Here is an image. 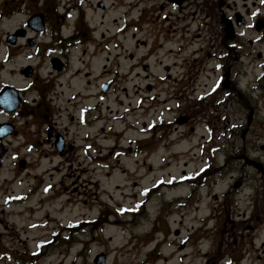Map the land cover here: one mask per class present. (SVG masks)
Masks as SVG:
<instances>
[{"label":"flooded vegetation","instance_id":"1","mask_svg":"<svg viewBox=\"0 0 264 264\" xmlns=\"http://www.w3.org/2000/svg\"><path fill=\"white\" fill-rule=\"evenodd\" d=\"M122 159L141 188L142 264L167 261L165 246H195L196 264L264 263V0H0V263L101 225L88 201L57 203L130 174ZM32 197L41 221L19 228L10 209ZM69 207L86 214L60 221Z\"/></svg>","mask_w":264,"mask_h":264},{"label":"rangeland","instance_id":"2","mask_svg":"<svg viewBox=\"0 0 264 264\" xmlns=\"http://www.w3.org/2000/svg\"><path fill=\"white\" fill-rule=\"evenodd\" d=\"M158 72L161 71L159 70ZM235 146L238 147V145ZM256 147L258 148L259 145H256ZM177 150H179V148ZM122 161L131 167L128 168L131 171L130 174H122L120 171L116 170L111 173L110 177L101 178V192L96 193L91 189L87 193L84 192L81 197L76 194L74 197L69 195L68 197L60 198L57 203L59 210H61L63 207L62 201L70 200V198L75 201L78 199L86 200L91 203V205L98 207L99 211L103 209V211L106 212V215H104V218L101 220V225L92 224L89 228L84 229L83 233L82 231L75 232L74 240L65 244L61 243L58 247L52 248L50 253L44 256V258H33L31 264H96V258L100 254L105 255L107 264L143 263L148 248L139 251L136 250L137 242L133 238L134 229L131 224V221L133 220L132 216L129 215V210H134L136 206L133 199V193L138 192L141 188L136 191H133L132 189L136 179L132 176L135 161L133 159L131 161L122 159ZM155 165L159 166L157 164ZM156 174L159 176L161 172H157ZM247 174L249 176L247 177L246 189L243 192V196L245 198L252 196V199H255L256 188L260 185L258 184V176L250 170H247ZM150 180V178L143 179L141 182L142 187L148 186ZM117 186L120 188L117 189ZM4 190L6 194L8 191H12L8 188H5ZM2 196L3 194L0 193V205L2 204ZM96 197L99 201H95L97 199ZM37 200L38 197L28 198L24 205L11 207L12 209H10V212H19L20 214L19 218H12L11 221H16L19 228H27L33 224V222L41 221L39 220L40 215L35 213ZM99 202L102 204H98ZM252 204L253 202L250 206H252ZM103 205H106V207H103ZM98 210L95 208L91 212L90 215L92 216V219L98 216ZM84 214H86V209L83 210L79 207H69L66 208L62 214L58 215V219L60 221L63 219L64 222L78 220L82 215L84 216ZM111 222L114 224H110ZM66 224L67 223H65V227H68ZM141 225H145L144 228H146V230L149 227L146 221H142ZM110 227H115L116 231H113ZM53 228H55V226H53ZM63 229L66 230L60 225L59 235L63 233ZM0 230L2 231V229ZM66 232L64 236L71 235ZM41 235L42 234L39 230H27L26 234L27 237L32 236L31 238H39ZM59 239L61 242L64 240L60 236ZM260 241H264V232L262 231L256 233V246H258ZM205 244L207 243L205 242ZM30 245L32 249H36L37 245L34 243H31ZM175 249V246H165L164 252L167 254L168 259L165 262L160 261L158 264H183V261L181 260L183 254H185V257H183L185 264H196V257L193 255L195 253V246L191 249H187L183 253L179 252L178 248L176 251ZM254 261L255 259L252 256L249 264H260L254 263ZM0 264H3V261Z\"/></svg>","mask_w":264,"mask_h":264},{"label":"bare ground","instance_id":"3","mask_svg":"<svg viewBox=\"0 0 264 264\" xmlns=\"http://www.w3.org/2000/svg\"><path fill=\"white\" fill-rule=\"evenodd\" d=\"M110 224H114V223L111 222ZM110 228H112L113 231H116V228L115 227H110Z\"/></svg>","mask_w":264,"mask_h":264},{"label":"water","instance_id":"4","mask_svg":"<svg viewBox=\"0 0 264 264\" xmlns=\"http://www.w3.org/2000/svg\"><path fill=\"white\" fill-rule=\"evenodd\" d=\"M100 259V258H99ZM104 259H101V261L103 262Z\"/></svg>","mask_w":264,"mask_h":264}]
</instances>
